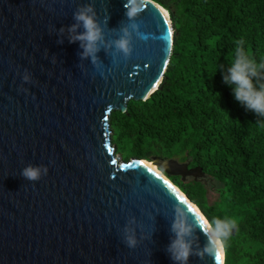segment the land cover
<instances>
[{
    "label": "water",
    "instance_id": "obj_1",
    "mask_svg": "<svg viewBox=\"0 0 264 264\" xmlns=\"http://www.w3.org/2000/svg\"><path fill=\"white\" fill-rule=\"evenodd\" d=\"M126 2L0 0V264H174L167 247L184 201L194 251L207 242L195 230L199 207L113 145L112 114L160 89L174 47L169 12L146 0L138 29L129 28L132 56L117 54ZM85 5L103 25L95 65L81 59L79 41L70 43L83 31L70 32L73 14ZM148 164L184 179L200 171L174 160ZM28 165L47 175L24 179ZM126 228L134 249L124 243ZM189 264L225 257L193 255Z\"/></svg>",
    "mask_w": 264,
    "mask_h": 264
},
{
    "label": "trees",
    "instance_id": "obj_2",
    "mask_svg": "<svg viewBox=\"0 0 264 264\" xmlns=\"http://www.w3.org/2000/svg\"><path fill=\"white\" fill-rule=\"evenodd\" d=\"M152 1L169 12L173 52L160 89L112 114L117 155L200 170L166 176L209 221L237 220L225 264H264V117L247 111L223 81L239 40L264 63V0Z\"/></svg>",
    "mask_w": 264,
    "mask_h": 264
},
{
    "label": "clouds",
    "instance_id": "obj_3",
    "mask_svg": "<svg viewBox=\"0 0 264 264\" xmlns=\"http://www.w3.org/2000/svg\"><path fill=\"white\" fill-rule=\"evenodd\" d=\"M145 4L146 0H127L125 4V15L129 23L120 29L122 35L114 41L115 51L117 54H123L125 59L133 54L129 28L138 29L139 24L136 23V18L140 17L144 11ZM73 19L75 24L71 26L70 32H76L78 28H82L83 31L72 37L70 43L79 41L82 49L81 59L91 58L95 65L98 59L97 53L101 50L99 44L104 39L103 25L97 19L91 5L80 7L73 14ZM137 35L142 40L147 39L142 32L137 31ZM236 43L234 58L227 69V74L223 76V81L233 88L235 100L247 111L264 117V83H257L259 79H264V63L258 64L255 61L246 51L243 40ZM23 79L27 81L28 76L25 75ZM47 172V167L28 165L22 170L21 176L26 180L35 182L42 178V173L47 175ZM186 205V201L177 202V207L174 210V219L171 223V232L174 238L170 240L167 247L170 258L174 264H189L193 255L200 259L209 256L219 261L218 256L223 254L227 241L239 227L237 220L227 216L223 218L214 217L211 221L207 218H198L195 230L201 231L207 242L194 251L191 239L194 229L187 222L185 214L188 212V207ZM124 243L132 249L137 245L135 234L127 228L125 229Z\"/></svg>",
    "mask_w": 264,
    "mask_h": 264
},
{
    "label": "bare ground",
    "instance_id": "obj_4",
    "mask_svg": "<svg viewBox=\"0 0 264 264\" xmlns=\"http://www.w3.org/2000/svg\"><path fill=\"white\" fill-rule=\"evenodd\" d=\"M165 15L168 17V14L166 12H164ZM147 162V161H146ZM145 161L141 162V163H137V165L141 166L142 168H146L150 173L158 176L159 178L163 179L164 181L168 182L171 186L175 187L176 191H178V193H180V195L182 197H184V199H186L187 197L182 193L181 190H179L178 187L174 186L172 184V182L164 175V173L158 168L156 167V165H149L148 162L146 163ZM195 209L200 213L199 209L195 206ZM201 214V213H200ZM202 218H205L203 215H201ZM223 261H224V257H225V250L223 251ZM223 263V262H222Z\"/></svg>",
    "mask_w": 264,
    "mask_h": 264
},
{
    "label": "rangeland",
    "instance_id": "obj_5",
    "mask_svg": "<svg viewBox=\"0 0 264 264\" xmlns=\"http://www.w3.org/2000/svg\"><path fill=\"white\" fill-rule=\"evenodd\" d=\"M121 156H122V157H125V154L121 152ZM156 167H158V166H156ZM163 173H164V172H163ZM164 175H165V173H164ZM165 176H166V175H165ZM187 177H188V176H187ZM213 198H215V196H213ZM211 200H212V198H211Z\"/></svg>",
    "mask_w": 264,
    "mask_h": 264
},
{
    "label": "snow or ice",
    "instance_id": "obj_6",
    "mask_svg": "<svg viewBox=\"0 0 264 264\" xmlns=\"http://www.w3.org/2000/svg\"><path fill=\"white\" fill-rule=\"evenodd\" d=\"M130 167H132V166H130ZM193 211H195V210L193 209ZM221 257H222V253L220 254V256H218V259H221Z\"/></svg>",
    "mask_w": 264,
    "mask_h": 264
}]
</instances>
